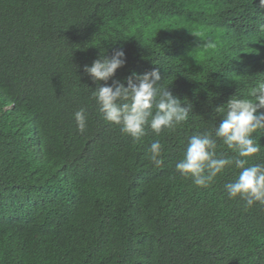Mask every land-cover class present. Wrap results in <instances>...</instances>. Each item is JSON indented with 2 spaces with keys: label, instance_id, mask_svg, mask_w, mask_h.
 Here are the masks:
<instances>
[{
  "label": "trees",
  "instance_id": "1",
  "mask_svg": "<svg viewBox=\"0 0 264 264\" xmlns=\"http://www.w3.org/2000/svg\"><path fill=\"white\" fill-rule=\"evenodd\" d=\"M189 10L186 0H0V264H264V206L245 209L224 187L239 170L207 188L175 170L189 137L214 135L215 109L247 93L216 82L203 52L178 39ZM119 49L127 63L113 79L127 87L158 67L160 85L191 104L188 121L134 142L103 120L84 66ZM156 139L160 167L147 159ZM216 151L234 155L220 140Z\"/></svg>",
  "mask_w": 264,
  "mask_h": 264
},
{
  "label": "clouds",
  "instance_id": "2",
  "mask_svg": "<svg viewBox=\"0 0 264 264\" xmlns=\"http://www.w3.org/2000/svg\"><path fill=\"white\" fill-rule=\"evenodd\" d=\"M129 6L146 0H124ZM190 10L182 16L180 27L186 34L181 42H192L207 58L206 70L226 88L239 92L215 113L222 118L212 132L189 137L183 158L175 170L191 179L198 188L209 187L226 169L239 170L235 179L224 185L231 200H240L245 209L264 206V163L249 164L260 154L258 138L264 135V0H186ZM159 11H162L159 9ZM127 63L123 49L109 57L101 51L84 72L98 85L92 98L104 121L120 128L134 142L141 141L150 129L157 136L188 121L192 106L182 102L173 87L160 85V69L146 66L124 82L113 79ZM112 81L111 85L107 82ZM100 82H104L101 85ZM187 104V106H184ZM78 130L86 128V110L74 113ZM217 140L234 153L217 154ZM163 145L153 140L147 159L155 167L163 164Z\"/></svg>",
  "mask_w": 264,
  "mask_h": 264
}]
</instances>
